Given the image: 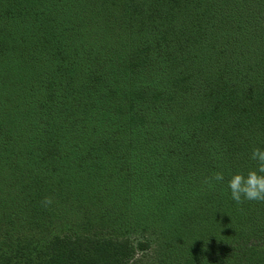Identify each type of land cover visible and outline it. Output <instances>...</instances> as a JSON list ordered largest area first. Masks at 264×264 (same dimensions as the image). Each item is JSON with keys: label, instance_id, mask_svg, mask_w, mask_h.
I'll return each instance as SVG.
<instances>
[{"label": "trees", "instance_id": "trees-1", "mask_svg": "<svg viewBox=\"0 0 264 264\" xmlns=\"http://www.w3.org/2000/svg\"><path fill=\"white\" fill-rule=\"evenodd\" d=\"M257 147L264 0H0V264H264Z\"/></svg>", "mask_w": 264, "mask_h": 264}, {"label": "clouds", "instance_id": "clouds-1", "mask_svg": "<svg viewBox=\"0 0 264 264\" xmlns=\"http://www.w3.org/2000/svg\"><path fill=\"white\" fill-rule=\"evenodd\" d=\"M249 158L255 161V167L246 172H234L226 181L230 198L237 204L243 201H264V148H253ZM224 180V173L216 171L205 179V183L211 186L212 183ZM43 203L50 204L51 200L46 197Z\"/></svg>", "mask_w": 264, "mask_h": 264}]
</instances>
